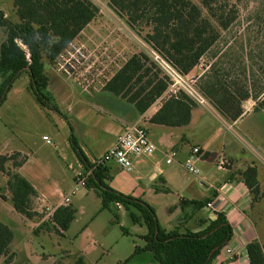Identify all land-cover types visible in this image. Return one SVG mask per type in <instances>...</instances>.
<instances>
[{"label": "trees", "instance_id": "1", "mask_svg": "<svg viewBox=\"0 0 264 264\" xmlns=\"http://www.w3.org/2000/svg\"><path fill=\"white\" fill-rule=\"evenodd\" d=\"M17 22L7 19L0 8V27L5 31V39L0 43V104L20 73L26 72L29 86L42 107H48L51 99L45 91L48 77L44 72V57L55 60L80 31L90 23L97 8L90 0H12ZM202 4L227 28L236 17V10L228 7V2L202 0ZM107 7L132 31L138 34L162 59L181 74H189L201 66L202 73L196 78V90L227 121H234L243 112L242 102L250 97L257 100L254 109H264V97L252 95L249 90L248 75L239 63L241 78L227 82L229 72L217 66L219 61L202 60L213 51L219 40V33L205 19L191 0H109ZM146 25L149 31L141 34ZM225 72L221 74V72ZM169 78L152 58L141 51L131 55L103 84L102 89L119 96L133 105L138 113H143L166 92ZM196 101L184 90L178 89L161 100L159 109L149 121L157 124L180 126L188 124L190 111ZM70 146L77 159L87 170L93 166L85 156L76 138L71 135ZM26 156L19 152L0 155V172L6 176V187L14 211L31 219L37 215L32 202L36 191L31 183L17 169L25 162ZM8 163V166H7ZM10 163V164H9ZM248 187L252 203L260 198L256 179V169L248 166L240 172ZM109 176L105 165H96L85 180V187L94 190L100 198L101 209L122 206L133 224L144 225L146 232L140 237L143 247L135 246L133 254L151 252L152 263L144 264H211L232 237V227L222 212H216L214 219L200 231L177 229L167 230L160 225L154 208L139 197L116 191L107 183ZM216 196L201 200H180L184 208L190 205L199 210L212 202ZM76 209L70 204L56 207L47 222L38 227L51 230L58 235L69 228L75 218ZM48 224V225H47ZM124 234L127 230L121 227ZM13 240V232L0 221V258L8 254ZM249 264H264V249L257 239L246 244ZM72 264H85L78 255Z\"/></svg>", "mask_w": 264, "mask_h": 264}, {"label": "rangeland", "instance_id": "2", "mask_svg": "<svg viewBox=\"0 0 264 264\" xmlns=\"http://www.w3.org/2000/svg\"><path fill=\"white\" fill-rule=\"evenodd\" d=\"M90 1L97 8L94 19L55 60L48 61L44 57V72L47 77H51V92L54 87L53 77L65 78L74 87L79 84V88H98L131 55L141 51L148 54L152 52L141 37L107 7L109 0ZM219 1L228 2V7L232 6L237 12L235 20L227 28L220 25L202 4V0H191L219 33L218 43L213 47V51H217L216 56L209 53L202 60V66L205 62L219 61L217 66L229 72L227 82L230 83L237 76L238 79L241 78L238 65L240 63L248 75L250 93L259 94L261 99L264 97V0ZM0 5L7 19L18 21L12 0H0ZM148 31L149 27L146 25L140 29L141 34ZM4 39L5 31L0 27V43ZM202 72L201 66L192 69L184 76L183 84L195 88L196 78ZM225 72L222 71L221 74ZM66 89L73 90L69 87ZM176 90L177 85H168L166 92L158 100H163L167 94L175 93ZM190 91L195 93L192 89ZM44 92L51 99V92L47 87ZM96 103L106 105L104 102ZM207 103L197 102L199 105ZM242 104L254 111L259 110L254 109L257 100L252 97L244 100ZM249 121L256 123L251 127L255 137L241 135L243 141L234 138L244 148L245 156L256 160L258 151L255 147L264 146V113L255 111L245 118V122ZM78 128L72 115L65 108L58 107L55 102H51L48 107L40 106L30 89L27 73L22 72L14 79L5 100L0 104V155H8L7 152L14 150L23 151L27 159L29 158L28 169L42 165L39 168L43 182L50 187L58 184L68 192L75 185L74 171L80 169L69 142L73 135L80 144ZM236 132L240 134L239 130ZM43 135L49 138L50 143L42 139ZM222 162L226 164L224 160ZM197 166L200 168L199 162ZM33 172L37 173L36 170ZM3 175L0 172V221L10 227L13 240L8 254L0 258V264H72L78 255L83 257L85 264H144L153 261L151 252L133 254L135 246L144 244L140 236L146 232V227L133 224L126 210L120 205L117 208L112 206L110 210L101 209L100 198L93 189L79 187L73 195L69 194V199L77 210L76 216L63 235H58L51 228V223L47 224L51 229L49 231L38 227L47 222L49 216L43 217L47 210L44 213L40 211L36 197L32 207L37 215L33 218L27 219L13 210ZM183 176L192 179L196 177L185 169ZM107 183L111 187L109 180ZM4 194L8 195L7 202ZM157 217L158 222L163 224L165 213L158 212ZM34 221L36 224L32 223ZM121 227L127 230V234L122 232ZM260 227L264 231V221Z\"/></svg>", "mask_w": 264, "mask_h": 264}, {"label": "crops", "instance_id": "3", "mask_svg": "<svg viewBox=\"0 0 264 264\" xmlns=\"http://www.w3.org/2000/svg\"><path fill=\"white\" fill-rule=\"evenodd\" d=\"M0 8L4 11L1 5ZM82 31L83 29L80 33ZM53 79L52 92L51 77L47 86L51 92V102L65 108V111L72 115L73 122L75 124L77 122L81 136L79 145L90 161L111 146L125 127L133 124L146 127L148 137L155 145V151L149 156L135 158L128 170L121 169L114 162H108L105 166L113 189L143 199L154 208L156 217L158 212L165 213V221L160 225L167 230L197 232L203 230L208 222L215 218L216 212L224 213L232 227V237L225 245L226 248L231 249V253L226 254L222 248L211 264H249L246 244L253 239H257L264 249V231L260 227L264 221V146L255 147L258 157L254 160L245 156L244 148L235 140L236 138L243 141L241 135L255 137L252 132L254 129L251 127L253 128L252 124L256 123L245 122V118L255 111L262 114L264 109L254 111L253 108L242 104L243 112L240 117L234 121H227L210 104H196L190 111L188 124L170 126L149 121L159 109L162 99L155 101L140 114L123 98L102 89L107 80L98 88L90 89L86 86L79 88L77 86L79 84H75L77 87L75 88L65 78L53 77ZM68 87L72 88L73 92L66 89ZM96 102H104L106 105ZM236 130H239L240 134ZM193 146H198L203 153L196 160V166L199 162L201 169L197 166L200 172L194 179L183 176L185 169L183 161L191 153ZM170 150H173L175 155L171 162L167 163ZM13 152L26 156L25 162L17 171L35 189L40 211L44 213L47 210L44 218L50 217L53 210L60 205L73 206L69 194L73 195L79 187L85 185L75 184L68 192L58 184L50 187L43 182L39 168L42 165L28 169L27 155L21 150L7 153ZM222 159L226 164L224 162L221 164ZM76 160L79 162L77 157ZM79 164L80 169L73 173L74 182L76 174L84 172L82 164L80 162ZM248 166H254L256 169L260 191V198L253 203L250 191L240 175V172ZM35 170L37 173L33 172ZM3 177L6 185V178L4 175ZM214 192L216 196L212 200L211 207L203 206L199 210H194L190 205L184 208L180 206L181 199L201 200L212 197ZM4 195L7 196V202L8 195ZM32 223L36 224L35 221Z\"/></svg>", "mask_w": 264, "mask_h": 264}, {"label": "built area", "instance_id": "4", "mask_svg": "<svg viewBox=\"0 0 264 264\" xmlns=\"http://www.w3.org/2000/svg\"><path fill=\"white\" fill-rule=\"evenodd\" d=\"M152 51V50H151ZM152 58L157 62L163 72L169 78V86L177 85V90H187L186 92L189 96L195 97L196 103H204L206 100L205 98L196 91V88L188 85L183 84L184 76L186 74H181L178 72L174 67H172L168 62L162 59L156 52H151ZM184 89H183V88ZM192 89L195 93L190 91ZM176 90V91H177ZM175 91V92H176ZM174 93V92H172ZM46 143H50V140L47 136L42 137ZM155 145L148 137L147 129L144 125L141 124H133L130 126L125 127L120 134L117 135L114 143L109 146L100 156L93 158L91 163L93 164L92 167L86 170L84 174L87 175L91 174V171L95 168L96 165H106L108 162H114L117 164L121 169L128 170L132 166V162L135 158L141 156H149L153 154L155 151ZM175 152L170 150L168 153V158L166 162L169 163L173 159ZM203 155L202 151L198 146H193L191 148V153L187 156V158L183 161V166L185 170L193 175L199 174V169L196 166V160ZM223 164V162H221ZM83 173H78L75 176V184L76 185H85V176ZM67 201V198H65ZM119 206V205H118ZM206 206L211 207L212 202H208ZM226 254L230 255L231 249L226 248L225 246L222 247ZM221 248V249H222Z\"/></svg>", "mask_w": 264, "mask_h": 264}]
</instances>
